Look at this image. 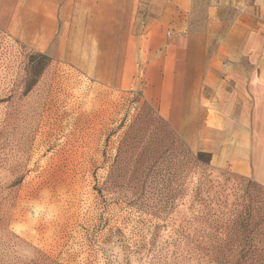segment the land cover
Here are the masks:
<instances>
[{"label": "rangeland", "instance_id": "rangeland-1", "mask_svg": "<svg viewBox=\"0 0 264 264\" xmlns=\"http://www.w3.org/2000/svg\"><path fill=\"white\" fill-rule=\"evenodd\" d=\"M193 1L191 29L177 37L164 29L167 44L155 52L147 47V16L139 22L132 3L125 15H111L108 37L101 20L79 12L73 27L58 20L52 37L39 36L38 6L7 4L10 27L0 28V264H204L190 259L183 243L199 239L184 232L193 234L207 215L256 226L264 249V187L216 167L212 156L196 167L191 185L187 150L200 152L180 131V112L173 121L161 113L166 91L152 64L167 46L179 47L180 78L198 77L214 60L231 61L219 46L235 43L227 34L236 0ZM3 17L0 26L7 25ZM106 40L108 52H92ZM155 109L187 149L171 147V135L150 121ZM252 261L264 264V256Z\"/></svg>", "mask_w": 264, "mask_h": 264}, {"label": "crops", "instance_id": "crops-1", "mask_svg": "<svg viewBox=\"0 0 264 264\" xmlns=\"http://www.w3.org/2000/svg\"><path fill=\"white\" fill-rule=\"evenodd\" d=\"M14 2L38 6L41 17L37 30L39 36L43 37L53 36L51 27L55 22L57 25L58 20L69 21L67 28L73 27L70 20L77 12L101 20L104 31L102 35L105 33L108 37L111 15L116 10L125 15L129 9L127 4L132 3L133 14H138L134 17L139 22L143 16H147L146 31H150L152 35L147 47L152 52L160 51L167 44L164 29L170 28L174 37L188 32L195 12L193 0ZM7 4L13 5V0H0V13L6 15L2 18V24L6 21L7 25L0 26L4 29H9V15L12 14ZM111 5L116 6L111 9ZM220 6L221 4L215 3L214 11L221 13ZM232 7L238 9V15L227 35L235 38V43L221 41L219 46L220 55L230 53L229 63L214 60L213 67L205 66L199 71L198 77L190 73L186 75L185 72L180 78L177 75L179 66L176 59L179 47L172 44L167 46L165 55L152 64V67L162 71L158 83L166 91V95L160 99L161 113H165L173 121L175 110L180 112L181 119L177 125L182 134H186L185 140L190 146L199 152L210 154L216 167L229 169L235 175L264 187V0H236ZM25 9L29 11V7ZM46 20L51 22L47 23ZM13 22H18V19ZM93 46L96 48L92 52H108L110 47L108 40ZM189 68L190 64L184 63L183 69ZM166 84L170 85L167 89ZM179 85H182L181 89ZM180 91V99H177L175 95ZM169 108H172L170 113ZM191 133L196 136H190Z\"/></svg>", "mask_w": 264, "mask_h": 264}, {"label": "trees", "instance_id": "trees-1", "mask_svg": "<svg viewBox=\"0 0 264 264\" xmlns=\"http://www.w3.org/2000/svg\"><path fill=\"white\" fill-rule=\"evenodd\" d=\"M40 59L49 60L46 55H40ZM149 103L146 101L143 103L139 116L145 110V106L149 107ZM144 113V112H143ZM153 116L150 121H154L159 125L162 132L171 135L172 144L171 147L178 145L185 147L187 145L180 139L167 121L160 115L158 109H155ZM188 152L189 165L191 166L188 173V181L192 185L193 175L196 167H202L205 164L211 162V155L205 153H198V155H193L190 150ZM209 157V159H207ZM194 192L190 194L191 195ZM207 217V218H206ZM197 228L193 234H187L186 238L189 239L191 236L199 235V239L194 241L187 240L184 242V246L187 248V254L190 259L202 260L204 264H220L218 261L222 258H240L243 264H247L252 260H256L260 256H264V249L260 248L261 241L259 236L261 234L256 230V226L249 229L250 226H238L237 223H222L218 217L213 218V216H205L201 221H197ZM243 228V229H242ZM249 232V233H248ZM194 238V237H193ZM177 251V250H176ZM160 254V252L158 253ZM162 254L163 250H162ZM178 254L176 253V255ZM159 262L162 261V256L158 257ZM253 262V261H252ZM164 264V262H162Z\"/></svg>", "mask_w": 264, "mask_h": 264}, {"label": "built area", "instance_id": "built-area-1", "mask_svg": "<svg viewBox=\"0 0 264 264\" xmlns=\"http://www.w3.org/2000/svg\"><path fill=\"white\" fill-rule=\"evenodd\" d=\"M169 35H171V34H169Z\"/></svg>", "mask_w": 264, "mask_h": 264}]
</instances>
